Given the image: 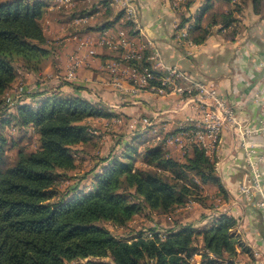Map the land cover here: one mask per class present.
<instances>
[{"label": "trees", "instance_id": "obj_1", "mask_svg": "<svg viewBox=\"0 0 264 264\" xmlns=\"http://www.w3.org/2000/svg\"><path fill=\"white\" fill-rule=\"evenodd\" d=\"M252 1L254 10L264 14V0ZM46 4V0H0V97L17 77L18 59L38 71L49 54L40 21ZM219 16L232 22L230 13ZM212 21H218L216 14ZM36 94L40 92L31 95ZM113 115L103 102L54 92L39 97L35 106L20 102L10 119L2 117L1 123L14 121L19 131L34 127L40 143L35 150L20 147L10 161L6 138L0 136V264H70L84 259L87 264H199L191 259L201 249L216 256L200 252L203 264H235L237 245L246 247L232 229L236 219L226 214L200 230L192 223H177L163 239L152 229L119 237L101 223L126 226L146 205L170 213L189 197L202 201L200 183L190 173L201 183L223 188L215 161L198 145L185 162L169 156L159 143L147 146L140 152L146 165L137 166L134 155L139 150L132 140L102 165L88 188L80 183L60 188L64 173L77 168L74 145L90 138L84 120ZM149 231L156 237H148Z\"/></svg>", "mask_w": 264, "mask_h": 264}, {"label": "crops", "instance_id": "obj_2", "mask_svg": "<svg viewBox=\"0 0 264 264\" xmlns=\"http://www.w3.org/2000/svg\"><path fill=\"white\" fill-rule=\"evenodd\" d=\"M132 1L139 11L138 24L126 18L119 0H75L71 13L50 10L42 23L51 61L41 72L23 71V79L41 92L56 90L105 103L115 115L86 120L108 131L104 133L105 138H100L102 142L109 135L111 139L115 137L117 126L113 123L116 122L126 128L128 123L135 133L131 137L133 144L137 143L139 148L155 145L158 142L154 139V130L161 129L163 134L178 132L184 123L197 121L201 110L197 102L177 94L159 95L147 90L134 93L127 79L126 90L115 85L106 64L115 61L126 72L129 63L124 58V50L102 45L100 37L104 32L116 37L120 29H125L145 57L157 49L166 66H177L196 79L215 82L244 126H258L264 121V14L254 10L252 0ZM222 13L231 14L230 24L221 20ZM214 14L217 22L212 21ZM107 22L111 24L106 25ZM181 28L188 31L192 43L176 36ZM91 49L95 50L94 54H89ZM74 54L88 55L87 61L78 68L76 77L68 80L64 73ZM37 98L27 102L35 106ZM145 117L152 122L149 127L142 123ZM248 139L255 144V156L264 151L263 136L252 135ZM244 140L245 134L239 127L228 125L223 129L218 148L207 154L215 161L223 188L212 182L201 183L197 175L190 173V178L200 183L199 195L203 200H195L191 208L175 210L182 213L180 222L192 223L199 230L222 214L235 218L232 229L246 247L237 245L235 264H264V207L257 205L258 196L250 198L240 191L249 167L246 151L251 147L244 145ZM163 148L180 162L193 155L192 146L184 149L178 144H169ZM143 162L141 166H145ZM198 240L202 245L201 234ZM200 252L209 253L203 249ZM200 252L193 255L199 264L203 259ZM208 255L216 258L213 253Z\"/></svg>", "mask_w": 264, "mask_h": 264}, {"label": "built area", "instance_id": "obj_3", "mask_svg": "<svg viewBox=\"0 0 264 264\" xmlns=\"http://www.w3.org/2000/svg\"><path fill=\"white\" fill-rule=\"evenodd\" d=\"M119 1L126 18L138 24L140 20L136 4L132 0ZM174 4L178 6L176 1ZM176 36L192 43L185 28H181ZM100 43L114 49L124 50V58L129 63L126 72L121 71L120 64L115 61L106 64V67L113 74L114 83L119 88L124 89L127 79L130 83L129 88L134 93L147 90L159 95L177 94L197 102L201 110V116L197 121L190 120L188 123H184L182 128L173 134H163L161 129L154 130V139L156 142L162 143L163 147L169 144H178L186 149L188 146L198 145L206 154H210L218 148L225 127L232 125L242 129L245 140H247H244V145L251 147L247 148L246 151L249 167L247 175L240 185V191L250 198L258 196L257 205L264 207V151L255 156V144L248 141V137L252 135L264 137V121L258 126H244L238 119L235 108L219 93V87L215 82L196 79L177 66H166L161 52L157 49L145 57L143 50L134 44L130 34L125 29H120L116 37L109 36L104 32L100 37ZM94 53L95 50L89 51V54ZM87 56L74 54L69 58L66 70L68 79L76 77L78 68L87 61ZM20 89L23 90L24 88L21 87ZM16 95L13 100L8 98L7 102L11 105L17 102L22 94L17 91ZM142 123L145 126L152 124L148 117L143 118ZM194 202L195 199L189 197L187 202L179 208H191ZM146 235L150 238L156 237L155 233L150 231ZM166 235L165 231H160L157 234L161 239L165 238Z\"/></svg>", "mask_w": 264, "mask_h": 264}, {"label": "rangeland", "instance_id": "obj_4", "mask_svg": "<svg viewBox=\"0 0 264 264\" xmlns=\"http://www.w3.org/2000/svg\"><path fill=\"white\" fill-rule=\"evenodd\" d=\"M46 1H47V4L43 8V11H44L43 16L40 19L41 23L43 22L44 15L47 14L50 10L51 11L53 10L65 11L66 10L65 12L69 10L71 13V9L73 8V6H75V0H46ZM93 2H96V1H93ZM58 13L62 14L61 12H58ZM44 33H45V30H44ZM50 61L51 59L48 56L44 57L38 66L39 68L38 71H34V72L36 73L41 72L45 68L44 66L48 65ZM15 63L18 69L17 77L0 97V136L2 134L4 136L3 138H6L5 139L6 152H7V155L9 156L10 161H13L14 159H16L17 152L20 147H25L27 150H35L36 148H38L39 143H40L39 141L40 137H39V133L36 131L34 127H30V129L27 132L19 131V127L14 124V121L13 123L12 121L1 123L2 117L4 116L7 119H10V116H13L15 107L20 102H27L30 99H31L30 101H32V98L35 99L37 97H38L37 99H39L41 93H43V95H48V94H53L54 92H58L56 90L55 91L54 90H47V91L43 90L41 92V91H38L37 89L38 87L35 88V85L29 86L22 76L23 71L25 70L29 71V69L24 65L21 59H18ZM66 70H67V67H66ZM64 75H65V78L68 79L66 77V71ZM72 79H68V80H72ZM21 87H23L24 89L21 90L20 89ZM32 87H34V89H32ZM117 87L119 88V86ZM123 88L126 90V84H124ZM124 89L120 88V90H124ZM17 91H19V93H21L22 96L19 99H17V102H15L14 104L12 105L9 104L7 102V99L11 98V100H13V98L17 96L16 95ZM34 92H40V94L39 95L36 94L32 97L31 94H34ZM86 120H84V122L87 123L90 126L89 128L91 129V130L89 129L90 138L86 142H82V143L74 145L73 155L76 159L75 162L77 164V168L74 170L66 171L64 173L65 178L63 177V180L60 185V188L62 189H64L68 185H75L77 183L81 184L80 187L88 188L90 186L89 184L92 179V176L96 172L101 171L102 165L106 164L109 158L113 156V154L115 155L117 153H121L120 148L126 147L125 144H127L128 142H132L133 138L131 137L135 136V133H133L134 131L130 129V127L128 126V123L126 124L127 125V128H126L125 125L120 127L118 126L119 123L115 122L113 123V125H115V127L117 126V131H115L116 135L115 137H113L114 139L113 138L111 139V136L109 135V139H105L102 142L101 139L104 137V133L108 131L102 128L103 127L102 125L98 123L89 124L88 121ZM94 128H96V132L92 131V129L95 130ZM22 133H25V134H22ZM159 144H161L163 147L162 143H159ZM135 146H138V150L140 152L144 148L142 147V145L139 148V145L137 143L135 144ZM146 147L147 146H145V148ZM140 152L134 155V159H135L134 162L137 166H141L140 163L141 161L143 162V159H144L143 156H141ZM131 199L137 200V197L133 196L131 197ZM153 211L155 210H151L147 205L144 206V209L140 213H138L132 220H130L126 226H118V225L113 224L110 221H102L101 223L105 225L109 230H111L117 236L124 237V238L126 237L130 238L132 236H135L142 232L144 233L151 229L154 231H159V229L166 231L167 229L173 228L175 224L181 223L180 222L181 220L180 215L182 214V213L180 214L181 211L180 212L176 210L172 211L173 215H168V213L161 212L159 210L156 212H153ZM191 260L194 262H197L196 260H194V258H192ZM200 262L201 264H203V259H201ZM73 264H87V260L84 259V260H79V261H73ZM143 264H153V263L145 262Z\"/></svg>", "mask_w": 264, "mask_h": 264}]
</instances>
